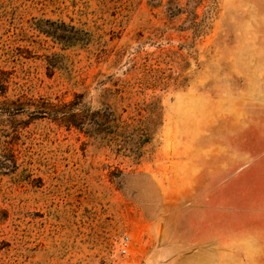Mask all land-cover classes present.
Instances as JSON below:
<instances>
[{
  "label": "rangeland",
  "instance_id": "374dc122",
  "mask_svg": "<svg viewBox=\"0 0 264 264\" xmlns=\"http://www.w3.org/2000/svg\"><path fill=\"white\" fill-rule=\"evenodd\" d=\"M0 264H264V0H0Z\"/></svg>",
  "mask_w": 264,
  "mask_h": 264
},
{
  "label": "built area",
  "instance_id": "2783aa9c",
  "mask_svg": "<svg viewBox=\"0 0 264 264\" xmlns=\"http://www.w3.org/2000/svg\"><path fill=\"white\" fill-rule=\"evenodd\" d=\"M128 238H126V240H127ZM127 244V241L124 243V245H126ZM128 252V248H126L125 246L122 248V253L123 254H126Z\"/></svg>",
  "mask_w": 264,
  "mask_h": 264
}]
</instances>
